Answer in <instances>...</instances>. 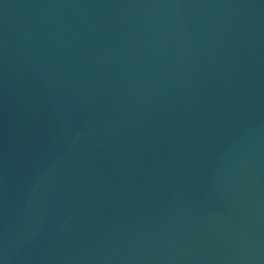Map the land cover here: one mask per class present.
Here are the masks:
<instances>
[{
    "label": "water",
    "instance_id": "water-1",
    "mask_svg": "<svg viewBox=\"0 0 264 264\" xmlns=\"http://www.w3.org/2000/svg\"><path fill=\"white\" fill-rule=\"evenodd\" d=\"M0 264H264V0H0Z\"/></svg>",
    "mask_w": 264,
    "mask_h": 264
}]
</instances>
